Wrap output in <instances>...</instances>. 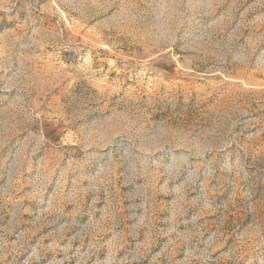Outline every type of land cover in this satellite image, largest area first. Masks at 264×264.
Segmentation results:
<instances>
[{
	"label": "rangeland",
	"instance_id": "obj_1",
	"mask_svg": "<svg viewBox=\"0 0 264 264\" xmlns=\"http://www.w3.org/2000/svg\"><path fill=\"white\" fill-rule=\"evenodd\" d=\"M0 264H264V0H0Z\"/></svg>",
	"mask_w": 264,
	"mask_h": 264
}]
</instances>
